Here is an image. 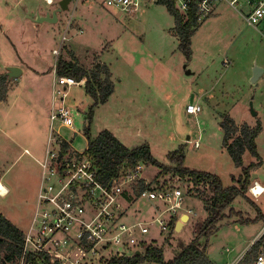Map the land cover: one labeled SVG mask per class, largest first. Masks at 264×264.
I'll return each mask as SVG.
<instances>
[{
	"label": "rangeland",
	"instance_id": "rangeland-1",
	"mask_svg": "<svg viewBox=\"0 0 264 264\" xmlns=\"http://www.w3.org/2000/svg\"><path fill=\"white\" fill-rule=\"evenodd\" d=\"M61 1L0 0V72L6 67L26 68L22 88L10 95L9 104H0V177L5 175L3 181L11 191L0 195V212L7 219L27 232L37 201L38 162L45 156L51 126L77 152L88 148L83 130L92 100L83 86L67 89L64 100L79 135L75 137L74 131L50 120L58 60L53 51L59 49L66 34L68 41L60 56L67 58L68 52H74L87 69L98 59L112 74L115 91L94 111L92 138L109 131L129 149L148 145L163 165H169V154L186 145L187 168L217 175L224 187H232L241 169L223 148L221 117L228 114L252 127L260 122L257 146L263 166L253 175L264 184V74L252 82L254 70L264 72V36L260 33L264 23L258 30L248 26L246 6L237 11L222 5L219 15L210 17L194 35L188 59L173 35L175 21L164 5L140 0L132 14L107 6V0H72L66 12L58 13L57 23L34 22L37 16H52ZM30 67L52 74L39 81L29 73ZM17 92L20 96L14 102ZM190 102L198 103L202 113L188 115ZM254 162L249 154L244 156L245 166ZM158 173L156 168L146 167L143 176L152 183ZM256 180L251 181L248 197L264 213V197L256 200L251 193ZM172 185L181 189L186 202L171 218L179 222L188 215L191 220L169 235L151 227L146 238L165 248V261L172 260L199 234L207 218L203 202L191 195L185 180ZM126 207L127 214L137 220H148L154 213L145 202ZM233 207L243 213V221L257 217L255 208L242 198ZM240 220L230 215L208 239V255L215 264H233L263 237V221L242 225Z\"/></svg>",
	"mask_w": 264,
	"mask_h": 264
},
{
	"label": "built area",
	"instance_id": "built-area-1",
	"mask_svg": "<svg viewBox=\"0 0 264 264\" xmlns=\"http://www.w3.org/2000/svg\"><path fill=\"white\" fill-rule=\"evenodd\" d=\"M160 0H153L158 2ZM177 9L187 15L196 4L198 22L204 23L214 14L215 6L226 4L233 9L247 7L245 19L248 26L258 28L264 23V0H173ZM107 6L121 8L128 13H136L140 0H107ZM67 35V34H66ZM64 35L59 49L53 51L57 58L68 41ZM57 64V63H56ZM53 85V110L50 120L60 122L63 127L74 131L72 112L65 106L66 90L82 85L73 78L57 77L55 65ZM199 105H188L186 113L197 116L202 113ZM66 142L59 129L50 127V136L44 158L39 161L40 179L37 201L28 230L25 233L21 259L16 264H107L112 259L132 257L142 253V246L154 243L146 237L151 227L157 226L163 232L173 215L184 208L186 197L179 187L153 186L143 176L146 169L140 163L134 169H123L119 177L109 185L97 179L95 162L70 148L63 154L61 147ZM195 147L199 148L196 144ZM62 154L58 162L59 155ZM140 182L149 188L140 191ZM251 188L252 195L260 194ZM145 202L153 207V215L148 220H137L127 214L126 205ZM161 204L162 208L156 205ZM129 212V211H128ZM246 254L233 264H239ZM0 264H4L0 260ZM253 264H264V252Z\"/></svg>",
	"mask_w": 264,
	"mask_h": 264
},
{
	"label": "trees",
	"instance_id": "trees-1",
	"mask_svg": "<svg viewBox=\"0 0 264 264\" xmlns=\"http://www.w3.org/2000/svg\"><path fill=\"white\" fill-rule=\"evenodd\" d=\"M157 4L164 5L174 18L173 35L179 40L181 52L191 59L192 39L203 24L198 22L196 4L190 7L187 15L179 12L173 0H160ZM67 56V58L59 56L56 64V76L73 78L79 83L85 81L83 87L87 96L92 100V104L86 112L83 130V135L88 141L85 155L95 162L98 169V181L109 185L119 177L123 169H134L140 163H144L147 167H154L158 170L159 173L153 181L157 185H161L160 180L164 178L167 180L164 179L163 187H167V181L171 184L169 186H173L172 183L176 184L185 180L190 186L191 195L198 197L203 202L207 212V218L202 224L199 234L184 246L172 260L165 261L163 246L147 243L142 246L143 252L140 255L112 259L107 264H215L209 258L207 241L220 230V224L223 221L232 215L241 217L240 224L242 225L264 222V213L248 197L252 175L263 166L257 146V139L262 132L260 122L254 127L248 124L239 126L230 115L225 114L221 117L220 128L224 135L223 148L229 154L235 167L241 169L239 179L233 178L234 185L224 187L219 176L191 170L185 166L186 145L180 146L178 150L169 154V165H163L153 157L148 145L129 149L109 131H103L96 138H92L94 111L99 106L105 105L115 91L112 74L108 66L100 63L98 59L91 69H87L80 65L74 52H68ZM10 89L8 77L0 75V103L7 101ZM69 148V144L64 142L61 147L63 154ZM246 154H249L256 162L245 166L244 156ZM147 188L149 185L140 182L138 186L140 191ZM238 198H242L255 208L257 212L255 219L242 220L243 213L236 211L233 207ZM176 224V217L171 218L163 233L169 235V231H171L172 234ZM24 239L25 233L0 212V260L4 264H16L21 259ZM262 252H264V235L251 247L239 264H253Z\"/></svg>",
	"mask_w": 264,
	"mask_h": 264
},
{
	"label": "crops",
	"instance_id": "crops-1",
	"mask_svg": "<svg viewBox=\"0 0 264 264\" xmlns=\"http://www.w3.org/2000/svg\"><path fill=\"white\" fill-rule=\"evenodd\" d=\"M87 3V2H86ZM222 5H226V4H218V5H216L215 6V11H214V14L211 16V17H213V16H218L219 15V9L221 8V6ZM227 6H229V5H227ZM230 7V6H229ZM232 8V7H231ZM235 10V9H234ZM38 17V16H37ZM36 17V18H37ZM35 18V19H36ZM209 20V18L204 22V23H206L207 21ZM203 23V24H204ZM202 24V25H203ZM259 29V27L256 29V30H258ZM261 32V35L262 36H264V30H260ZM228 64H230V62H228ZM227 64V65H228ZM12 66H16V65H12ZM20 67V69H22V71H23V74H22V76L18 79V80H11L10 81V86H11V89H10V92H9V95H8V99H7V101L6 102H4V103H0V104H9V102H10V95H12L16 90H19L20 88H22V77L25 75V73H26V68L25 67H22V66H19ZM31 68V67H30ZM4 71L5 72H3V71H1L0 72V75H6V72H7V67L6 68H4ZM29 73L33 76V77H35L36 78V80H39V81H42L44 78H48V76H50L52 73L50 72V73H47V71H46V69H44L43 71H38V70H35L34 68H31V69H29ZM263 74H264V72L260 75V78L257 80V82L262 78V76H263ZM17 82V85H15V83ZM84 82L85 81H83L82 82V85L81 86H84ZM13 85H15V86H13ZM49 85V84H48ZM13 86V87H12ZM20 96V94L17 92V96L15 95V97H16V99H15V101L14 102H16V100H17V98ZM46 100V99H45ZM41 101V100H40ZM47 104H48V99H47ZM191 104H194V103H188L187 104V106L188 105H191ZM195 105H198V103H196ZM200 106V105H199ZM38 109H41L40 107H38ZM203 110V109H202ZM234 119V118H233ZM235 120V119H234ZM235 122L239 125V126H241V125H243L242 123H239V122H237L236 120H235ZM122 142V141H121ZM44 158V157H43ZM39 161H41V160H39ZM38 165H39V162H38ZM39 179H40V177H39ZM257 180H256V182L254 183V185H253V187L257 184L258 186H260V188H264V184H261L258 180H259V178L257 177L256 178ZM3 180H5V175L4 176H1L0 177V184H3L4 186H5V181H3ZM252 187V188H253ZM5 188L8 190V193H10L11 191L5 186ZM7 193V194H8ZM6 194V195H7ZM3 197V196H2ZM264 197V194L260 197V198H263ZM259 198V199H260ZM257 200V199H256ZM189 220H191V218H189ZM250 248V247H249ZM249 248L246 250V252L249 250ZM246 252H245V254H246ZM214 263V262H213Z\"/></svg>",
	"mask_w": 264,
	"mask_h": 264
},
{
	"label": "water",
	"instance_id": "water-1",
	"mask_svg": "<svg viewBox=\"0 0 264 264\" xmlns=\"http://www.w3.org/2000/svg\"><path fill=\"white\" fill-rule=\"evenodd\" d=\"M71 2H72V0H62L59 4V6H60L59 10L57 12H54L52 14V16L51 15L38 16L34 20V22H36L37 24H44V23L54 24V23H57L58 22V13L66 12L69 9V4ZM262 73H263V71L258 69V68L256 70H254L252 82L256 83L257 80L260 78V75ZM22 74H23V71L20 68H15V67L7 68L6 76L8 77L9 81L18 80L22 76ZM61 157H62V154L59 155L58 162L60 161ZM257 177L258 176L256 174L252 175L251 181L254 182V180H256ZM189 218L190 217L188 215L182 216L181 220L179 222H177V224H176L175 231L178 232L184 226V222L189 221ZM250 249L251 248H249V250ZM140 254H141L140 252H137V255H140Z\"/></svg>",
	"mask_w": 264,
	"mask_h": 264
},
{
	"label": "bare ground",
	"instance_id": "bare-ground-1",
	"mask_svg": "<svg viewBox=\"0 0 264 264\" xmlns=\"http://www.w3.org/2000/svg\"><path fill=\"white\" fill-rule=\"evenodd\" d=\"M260 192H261L260 187L254 190V193L257 195L260 194ZM7 193L8 190L5 188V186L3 184H0V195L3 196L6 195Z\"/></svg>",
	"mask_w": 264,
	"mask_h": 264
}]
</instances>
